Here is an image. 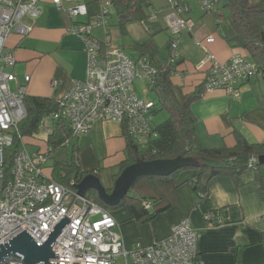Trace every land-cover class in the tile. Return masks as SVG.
<instances>
[{"label": "crops", "instance_id": "1", "mask_svg": "<svg viewBox=\"0 0 264 264\" xmlns=\"http://www.w3.org/2000/svg\"><path fill=\"white\" fill-rule=\"evenodd\" d=\"M184 2L189 9L184 18L190 30L178 40L182 65L172 77L173 91L178 100L204 82L208 69L205 62L207 52L219 63H227L235 54L249 58L233 49L225 39V35L230 36L232 31L228 27L229 13L223 4H219L216 15H205L200 10L199 0ZM146 3L147 18L143 23H129L124 33L119 30L120 42L114 43L110 37L111 47L123 50L129 57L128 49L132 53V58H129L134 60L137 55L133 47L148 42L160 50L161 58H166L171 38L167 18L172 11L167 6V0H146ZM38 8L40 15L37 18L24 20L33 25L28 36L11 34L7 38L6 47L15 58L12 71L16 83L11 86L12 89L24 87L26 96L58 101L74 81L86 79L87 53L83 40L66 32L71 21L64 12L50 0H41ZM151 14H156L155 20L149 18ZM109 22V26L115 24ZM102 31H92L93 38L97 40V36H104ZM109 34L107 29L106 35ZM208 38L211 41L207 42ZM26 77L28 81H25ZM236 89L239 98L229 96L224 90H214L204 93L191 104L201 149L232 147L235 144L234 132L241 134L249 143L264 142V81L253 77L239 83ZM155 110L154 107L153 117L157 114ZM52 124L53 121H49L46 126L52 128ZM26 140L30 139H24V144ZM45 140L33 143L37 148L35 154L46 149ZM72 144L78 149L80 167L86 172L117 166L125 156L122 127L113 121L95 122L88 134L75 136ZM260 175L264 182V167ZM192 177L190 171L180 176V182L185 183L177 189L176 205L149 223L134 220L126 208L110 211L124 248L127 251L136 245L148 248L167 238L174 225L188 218L197 235V255L203 264L263 263L264 199L253 175H245L246 184L240 187L229 177L212 179L208 182L207 197L201 199L188 183ZM107 184L110 189L113 180ZM207 215L221 217L222 224L213 225V222L206 221ZM128 263L120 257L115 264Z\"/></svg>", "mask_w": 264, "mask_h": 264}, {"label": "built area", "instance_id": "2", "mask_svg": "<svg viewBox=\"0 0 264 264\" xmlns=\"http://www.w3.org/2000/svg\"><path fill=\"white\" fill-rule=\"evenodd\" d=\"M41 0H0V245L25 231L42 244L56 224L65 217L68 224L55 238L52 245L56 264H115L118 258L133 264H203L197 255V235L188 218L174 225L167 238L148 248L136 245L130 251L124 248L117 223L109 211L91 200L80 198L75 186L64 187L47 180L43 169L48 152L31 155L25 144L14 158L10 175L5 172V151L12 146L18 125L25 119V88L17 86L12 71L15 66L13 53L7 49L9 35L28 36L34 20L40 15ZM64 12L71 24L66 32L79 37L87 53L86 79L74 81L59 100L61 110L42 119L41 126L49 134V121L63 116L74 136L88 134L97 121H113L126 127L127 133L137 144L153 137L151 122L153 104L139 99L133 90L135 80L152 83L157 74L145 58L130 59L126 53L111 47L110 41L101 42L92 37V31L101 29L107 33V23L113 5L102 0L99 12L87 22L78 21L88 16L86 0H50ZM218 0H199L203 14L216 13ZM172 14L167 18L170 33V62L179 60L178 40L190 30L184 14L186 4L167 0ZM156 19V14L149 16ZM211 38L207 39V42ZM200 45V42H196ZM208 64L204 93L224 90L233 98H239L236 89L241 82L260 77L258 66L240 54L233 55L227 63H219L207 52ZM28 81V77L25 78ZM257 160L249 158V164ZM77 184V183H76ZM75 184V185H76ZM74 185V184H73ZM205 220L221 225L222 218L212 215ZM6 264H22L11 261ZM261 264H264L261 263Z\"/></svg>", "mask_w": 264, "mask_h": 264}, {"label": "trees", "instance_id": "3", "mask_svg": "<svg viewBox=\"0 0 264 264\" xmlns=\"http://www.w3.org/2000/svg\"><path fill=\"white\" fill-rule=\"evenodd\" d=\"M110 1L121 33L126 31L129 23H143L147 18L146 0ZM101 2L102 0H86L88 16L83 22H87L99 12ZM178 2L186 4L184 0ZM219 4L220 0L214 15L218 13ZM222 4L229 13L228 27L232 31L230 36L225 35L227 43L258 66L260 78L264 81V0L256 2L224 0ZM169 43L166 58H161L160 50L155 49L148 42L133 47L137 55L136 59L145 58L157 71L154 81L146 83V86L157 99L158 109L155 113L164 111L167 113V119L152 127L154 136L146 139L142 144L135 143L127 133L126 127L121 126L125 139V156L119 164V173L114 176V181L124 168L136 163L183 157L196 160L197 166L180 169L167 177L147 176L138 179L119 205L114 208L105 206L94 191H88L85 197L109 212L126 208L134 220L149 223L156 216L176 205L177 189L185 183L180 182V176L190 171L193 177L188 183L193 193L200 199L207 197L210 180L229 177L236 186L240 187L246 184L245 175L248 174L253 175L264 199V182L260 175L264 165H258L257 161L249 164V158L253 157L257 160L260 156H264V142L249 143L241 134L234 132L235 144L230 148L201 149L199 147L196 118L191 111V104L204 94L206 77L193 92L183 95L182 99L178 100L173 91L172 77L179 71L182 60L179 58L175 63L170 62ZM24 106L26 117L18 125V134L14 135L12 146L5 151L4 168L7 175H10L14 158L22 148L24 139H35L41 128L42 119L48 114L59 113L61 110L59 100L26 95ZM74 138L68 121L60 116L53 121L51 132L47 134L46 149L37 153L48 152L47 158L52 160L54 152L65 148ZM48 169L47 180L70 188H74L76 183L89 174L99 178L101 170L98 168L90 172L83 171L75 145L71 147L69 158L62 161L53 159Z\"/></svg>", "mask_w": 264, "mask_h": 264}, {"label": "water", "instance_id": "4", "mask_svg": "<svg viewBox=\"0 0 264 264\" xmlns=\"http://www.w3.org/2000/svg\"><path fill=\"white\" fill-rule=\"evenodd\" d=\"M257 164L264 165V156L257 159ZM196 166V160L183 157L136 163L120 172L109 192L101 184L100 179L93 174L82 178L75 185V189L80 198H85L88 191H94L105 206L114 208L119 205L138 179L147 176L167 177L180 169ZM68 222L67 218L62 217L42 244L34 241L25 231L5 244H1L0 264L11 261H21L22 264H56L57 255L53 254L52 245Z\"/></svg>", "mask_w": 264, "mask_h": 264}, {"label": "rangeland", "instance_id": "5", "mask_svg": "<svg viewBox=\"0 0 264 264\" xmlns=\"http://www.w3.org/2000/svg\"><path fill=\"white\" fill-rule=\"evenodd\" d=\"M223 2H224V0H220V5ZM110 12H111V16L108 19V23H107V29L110 30V34L109 35L104 34V36H97V40L104 42V41H109V39L112 38L114 43H118V42H120L122 37H121V34L119 32L118 27L116 26L117 17L115 15L114 9H111ZM109 21H111L112 24L113 23H115V24L113 26H109V23H110ZM96 30H101V29H95L93 31L95 32ZM102 32H104V31H102ZM126 52L130 55L129 57L132 58V53L128 49H126ZM133 90L138 97H140L141 99H143L146 102H151L154 105V107L156 109H158L157 99H156L154 93L152 91H150V89L146 86V81L139 80V79L135 80L133 83ZM153 118L154 119L151 122V126L155 127L156 125L162 123L163 121H165L167 119V113L164 111L158 112L155 115V117H153ZM46 138H47V133L44 131V128L41 127L38 134H36V136H35V140H31V139L26 140L25 141L26 149L29 152V154L34 155L35 151L37 149L36 146L33 145V143H37L39 140L46 139ZM71 144H72V141L65 148H60L56 152H54V154L52 156L53 159L58 160V161H62V160H66L67 158H69L71 155V147L73 145V144L72 145ZM53 159L48 160L46 162L45 168L43 169L46 177H48V175H49L48 167H50L51 164L53 163ZM119 164L120 163L116 164L117 166H112L111 168H104V167L100 168L101 170L99 173V179L101 181V184L104 186V188H106V189L109 188L107 186L108 181L110 182V180H113V183H114V176L119 173ZM128 262H129L128 264H133L130 261H128Z\"/></svg>", "mask_w": 264, "mask_h": 264}]
</instances>
